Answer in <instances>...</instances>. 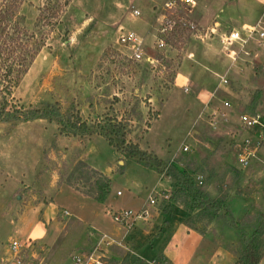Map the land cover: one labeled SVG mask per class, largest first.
I'll return each instance as SVG.
<instances>
[{"label": "rangeland", "instance_id": "374dc122", "mask_svg": "<svg viewBox=\"0 0 264 264\" xmlns=\"http://www.w3.org/2000/svg\"><path fill=\"white\" fill-rule=\"evenodd\" d=\"M45 4L46 0L20 3L12 39L19 46H30L43 35L46 42L25 72L15 70L18 83L12 98L26 109L54 106L61 120L0 122V257L11 259L9 244L14 240L24 248L25 263L73 264L74 256L96 251L103 263L114 264L125 251L100 241L103 236L120 241L126 235L135 254L146 261L178 244L185 247L184 259L191 256L190 264H228L222 251L204 242L198 246L195 238L188 237L182 228L187 215L182 209L160 212L161 199L156 206L160 213L155 219L152 212L151 222L139 225L142 231L135 232L134 227L126 234L113 222L112 213H137L152 193L168 196L172 183L154 167L116 152L101 134L110 132L113 122H123L127 141L162 160L165 169L172 166L199 182L209 180L207 192L226 196L229 206L231 200L242 199L236 207L232 203L235 219L246 214L264 217V52L251 50L249 57L243 55L231 64L218 44L222 33L261 12L264 0L199 3L188 20L205 32L214 30L211 40H195L179 28L163 51L156 49L154 38L163 1L71 0L52 32L41 30ZM132 10H138L140 17H132ZM149 18L152 35L146 53L155 59L152 65L134 61L130 48L117 43L120 30L130 31ZM213 49L218 51L215 55ZM2 74L0 67V88ZM226 74L224 85L220 80ZM201 85L204 89L199 91ZM216 91L219 95L210 98ZM244 114L260 116L263 128L244 130L239 124ZM76 115L92 134L71 128ZM246 139L251 142L246 153L252 144L259 146L256 157L241 164L238 154ZM79 162L109 179L104 203L84 196L99 177L91 175L86 183L81 174H73ZM50 202L52 223L43 226L40 209ZM196 224L209 242L230 253L242 248L238 234L220 223ZM100 225V230L113 233L98 235ZM41 230L39 239H27ZM251 232L247 229V235Z\"/></svg>", "mask_w": 264, "mask_h": 264}, {"label": "trees", "instance_id": "16d2710c", "mask_svg": "<svg viewBox=\"0 0 264 264\" xmlns=\"http://www.w3.org/2000/svg\"><path fill=\"white\" fill-rule=\"evenodd\" d=\"M71 0H46L45 8L42 9L44 19L41 21V30L53 28L57 25V20L64 9L69 5ZM22 0H0V67L2 70L3 81L0 88V122L15 121L28 122L36 119L61 120L59 110L54 106H47L46 109H26L22 105L14 103L12 98V88L18 83L15 70L25 72L27 65L44 47L46 39L43 35L35 40L32 45L16 44L12 39L14 28L18 26V10ZM48 12V13H47ZM40 23V22H39ZM39 30V31H41ZM169 40L167 41V44ZM20 50L23 53L16 55ZM71 128L80 131L81 134L87 133V136L93 132L87 124L80 120L78 115L71 123ZM110 132L101 134L107 144L116 152L125 154L131 159L151 166L156 169L158 175H165L172 183V189L169 193L168 200H162L159 210L164 214H170L175 207L181 208L187 213L185 224L194 231L204 234L197 230L199 222H205V225L220 223L222 228L235 231L241 238L239 252H234L236 256L235 264H259L264 255V217L246 214L242 220L233 217L226 196H212L207 192L209 180L202 182L197 181L193 175L178 168L169 166L165 169L162 160L153 154H148L140 150L138 144L127 141L126 126L123 122H113L110 125ZM71 136L77 137L78 133H71ZM116 139V141L114 140ZM172 167V168H171ZM85 171V173H83ZM79 173L86 183H89L91 175L99 177L94 185H91L84 196L98 203H104L109 193V179L100 175L97 171L91 169L83 162H79L74 168L73 174ZM73 174L72 177H73ZM79 180V179H78ZM66 185L70 183L66 181ZM162 209V210H161ZM158 210V211H159ZM197 219L195 223H193ZM247 229L252 232L247 235ZM161 260L159 259V261ZM114 264H148L146 261L132 255L131 253H122L119 263L112 261Z\"/></svg>", "mask_w": 264, "mask_h": 264}, {"label": "built area", "instance_id": "2783aa9c", "mask_svg": "<svg viewBox=\"0 0 264 264\" xmlns=\"http://www.w3.org/2000/svg\"><path fill=\"white\" fill-rule=\"evenodd\" d=\"M206 0H165L161 7L160 12V26L157 29V33L154 36L155 45L158 51H163L167 46L169 37L172 36L179 28L187 30L189 35L200 41H209L212 38L214 30L205 32L199 28L193 22L188 20L189 15H192L195 8L198 7L199 3ZM132 17H140L138 10H132ZM117 43L123 47H128L131 50L132 59L134 61H145L147 64L152 65L155 59L147 55V45L144 39L138 34L132 31L120 30ZM218 44L223 50V55L226 59H229L231 64L238 63L241 57H249L252 54L251 50L257 49L258 51L264 52V14L258 19L254 25L241 26L240 29H232L222 33L218 39ZM227 74L220 80L221 84L227 85ZM219 83V84H220ZM228 107V103H224ZM239 124L244 130L263 128L261 118L258 115H241L239 117ZM251 146L250 140H244V146L242 154H238V160L241 164H246L250 157H256V151L259 143L252 146L251 151H248ZM248 148V149H247ZM187 147H183V151H187ZM117 196L120 193L117 192ZM169 195L165 196L162 193L148 196V199L142 206L141 210L137 213L131 211H117L111 214L113 222L125 230L126 234L135 226L143 223L150 222L153 213L156 210L157 199L168 200ZM153 212V213H152ZM68 216V213H64ZM100 244L105 243L106 246H116L123 248L120 242H116L108 236H103ZM11 259L0 257V264H30L25 263V251L21 244L12 240L9 244ZM73 264H105L101 261L100 256L93 251L89 255H78L73 257ZM150 264H156L152 262Z\"/></svg>", "mask_w": 264, "mask_h": 264}, {"label": "crops", "instance_id": "0c3cea01", "mask_svg": "<svg viewBox=\"0 0 264 264\" xmlns=\"http://www.w3.org/2000/svg\"><path fill=\"white\" fill-rule=\"evenodd\" d=\"M152 2H164L165 0H151ZM219 0H210V3L212 2V4H215V3H217ZM197 10V9H196ZM264 10V9H263ZM263 10H261V12H259L257 15H255V16H253L252 18H251V20H246L245 22H243V23H241V25H239L237 28H230L229 30H232V29H240L241 28V26H246V25H254L257 21H258V19L262 16V14H263ZM158 16V13H156L155 14V17H157ZM155 17H154V14H153V16H152V18H153V20H155ZM152 18H151V20H152ZM143 21H146V23H144V24H136V25H134L133 26V24H132V26L134 27V29H130V31H132V32H135L136 34H138L140 37H142L143 39H144V42L146 43V45H148V39H149V37H151V28H152V23L150 24V22H148V21H150V18L148 19V20H143ZM200 24V23H199ZM150 35V36H149ZM210 51H213L214 52V54L213 55H215V53H217L218 51L215 49H213V50H210ZM215 57H217V56H215ZM181 83H183V82H181ZM198 88H199V91L200 90H203L204 89V86L203 85H201V87L200 86H198ZM222 94H224V93H222ZM219 95V92L217 93V91L215 92V93H211L210 95H209V97L211 98L212 97V99H213V97H217ZM225 95V94H224ZM222 96V95H221ZM208 97V98H209ZM212 99L210 100V101H212ZM209 101V102H210ZM208 102V103H209ZM230 134V133H229ZM237 147V146H236ZM262 151V150H261ZM259 155H260V150H259V152L257 153V157H259ZM92 169V168H91ZM94 170V169H93ZM162 177V176H161ZM170 185V187H171V183H169ZM170 190V189H169ZM247 201H248V199H246ZM232 202H230V210L232 211V209H233V205L236 207L237 206V204L236 203H242V199H239V202H237V200H235V199H233V200H231ZM146 202V201H145ZM232 203H234L233 205H232ZM50 205H52L51 204V202L47 205V206H45V208L42 210V209H40L41 211H42V215H41V224L43 225V226H45V225H47V224H50V223H52V208L50 209L49 208V206ZM246 206L245 205H243L242 206V210H244L245 212L248 210V208H245ZM176 209H179V207H175L174 209H173V211L174 210H176ZM181 209V208H180ZM172 211V212H173ZM161 212V211H160ZM159 212V213H160ZM171 212V213H172ZM158 213V211H157V209L155 210V212H154V218L156 219V217H157V215L159 214ZM170 213V214H171ZM186 213V212H185ZM187 214V213H186ZM153 218V217H152ZM187 218H188V216L187 215H185L184 216V220H183V222H184V224L182 225V228H183V230L187 233V235H188V237H193V238H195V240H193V238H192V240L195 242L196 241V243H197V245L198 246H200L201 245V243L202 242H204V243H208L209 245H210V247H213V249H216L217 251H222L223 252V254H224V257L228 260V264H235V261H236V256L233 254V253H230L229 251H227L223 246H221V245H218L217 243H215V242H212L211 241V239H210V242L208 241V237H207V234H200V233H198V232H196V231H194L193 229H191L190 227H188L186 224H185V221L187 220ZM102 222V221H101ZM151 222V221H150ZM149 222V223H150ZM104 224V223H103ZM140 225V224H139ZM139 225H137V226H135L136 227V231L135 230H133V231H135V232H137V231H139V230H141V229H139ZM149 226V225H148ZM100 228H101V225H100V227H98L97 229H98V235H100V236H102V235H105V234H107V233H113V231H109V230H107L106 228H102L101 230H100ZM142 231V230H141ZM161 231V230H160ZM106 232V233H105ZM42 230L41 231H35V232H33L32 234H31V236H29L27 239H33V238H36V239H39L41 236H42ZM146 233H148V231L146 232H143L142 234H146ZM126 236V235H125ZM125 236H123L122 238H121V240L120 241H117V240H115L116 242H120L122 245H123V251H125L124 253H131L132 255H135L136 257H138V258H140L139 256H137L136 254H135V252L132 250V247H133V243H132V241H127L128 239H126L125 238ZM126 239V240H125ZM175 239V235H173L172 236V238H171V241L170 242H172L173 240ZM215 243V244H214ZM171 244V243H170ZM185 252H186V250H185V247H183L182 245H178V244H176V245H174V246H172L171 247V245L169 246V247H166L165 249H162L161 251H160V253H159V255H157L155 258H159L160 260H161V262H157L156 261V264H190V259H191V256L189 255V257L187 258V259H184V254H185ZM193 252H191L190 254H192ZM234 259V261L232 260V258ZM155 258L154 259H151L150 261H146V260H144V261H146L148 264H150V263H152V262H154L155 261ZM141 260H143L142 258H140ZM259 264H264V255H263V258L261 259V261L259 262Z\"/></svg>", "mask_w": 264, "mask_h": 264}]
</instances>
